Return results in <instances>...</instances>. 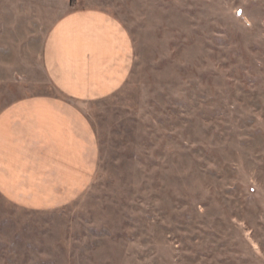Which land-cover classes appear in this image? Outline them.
<instances>
[{"label":"rangeland","instance_id":"rangeland-1","mask_svg":"<svg viewBox=\"0 0 264 264\" xmlns=\"http://www.w3.org/2000/svg\"><path fill=\"white\" fill-rule=\"evenodd\" d=\"M86 7L128 30L130 76L80 103L89 184L39 208L0 192V264H264V0H0V112L60 94L47 34Z\"/></svg>","mask_w":264,"mask_h":264},{"label":"crops","instance_id":"crops-1","mask_svg":"<svg viewBox=\"0 0 264 264\" xmlns=\"http://www.w3.org/2000/svg\"><path fill=\"white\" fill-rule=\"evenodd\" d=\"M43 58L60 94L20 98L0 112V192L36 208L55 205L91 182L96 134L80 103L124 86L133 44L108 11L77 8L51 26Z\"/></svg>","mask_w":264,"mask_h":264},{"label":"snow or ice","instance_id":"snow-or-ice-1","mask_svg":"<svg viewBox=\"0 0 264 264\" xmlns=\"http://www.w3.org/2000/svg\"><path fill=\"white\" fill-rule=\"evenodd\" d=\"M239 14V13H238Z\"/></svg>","mask_w":264,"mask_h":264}]
</instances>
